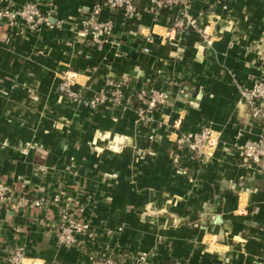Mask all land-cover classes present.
<instances>
[{
    "label": "crops",
    "instance_id": "0c3cea01",
    "mask_svg": "<svg viewBox=\"0 0 264 264\" xmlns=\"http://www.w3.org/2000/svg\"><path fill=\"white\" fill-rule=\"evenodd\" d=\"M228 1L229 10H214L221 21L211 46L196 32L167 36L172 13L155 17L149 0H137L139 15L131 18L118 9L99 14L113 20V34L124 31L118 48H95L83 31L95 0H55L51 25L39 32L0 21V180L31 196L64 193L85 208L97 232L123 225L100 240L126 261L153 249L148 264H264V160L243 165L235 148L262 130L240 101L239 85L262 73L264 0ZM212 2L192 0V12ZM228 17L233 27L220 31ZM66 71L76 74V88L122 81L121 104L95 109L68 100L59 89ZM147 83L170 94L155 112L163 123L151 128L135 122L132 95ZM206 122L219 141L213 156L198 162L174 139ZM213 214L223 222L212 224ZM57 215L53 204L15 211L0 202V264H9L17 245L26 247V264H92L87 251L99 244L60 246Z\"/></svg>",
    "mask_w": 264,
    "mask_h": 264
},
{
    "label": "built area",
    "instance_id": "2783aa9c",
    "mask_svg": "<svg viewBox=\"0 0 264 264\" xmlns=\"http://www.w3.org/2000/svg\"><path fill=\"white\" fill-rule=\"evenodd\" d=\"M228 2V0H213L206 10H201L195 15L192 12V0H149L147 11L153 13L155 17H160L168 11L172 13L167 36L170 37L172 33L179 40L178 37L182 38V35L188 32H196L205 45L211 46L219 37L215 18H219L220 14L214 10L217 5H221L223 11L229 10ZM43 7H46V10H43ZM55 9V0H36L21 6L15 5L12 0H0V21H6L10 26H20L32 32H39L44 26L51 25L50 16ZM103 9L122 10L125 17L131 18L139 15L137 0H95L91 14L83 20V31L89 37L91 45L100 49L107 42H111L118 48L123 43L124 31L117 35L113 34V20H103L99 16ZM206 15L208 17L206 21H203L202 18ZM146 40L153 42L154 35L148 33ZM143 50L148 52L150 48L145 46ZM261 69V75L253 77L250 85H239L240 101L248 105L251 115L259 119L262 126L257 139H247L235 144L243 165H252L264 160V63L261 65ZM75 81L76 74L66 71L62 76L59 88L64 97L72 102L91 108H97L101 102L114 104L122 102L124 95L122 81L107 77L105 79L106 91L94 97L86 96L85 88H76ZM132 95L135 100L141 103L137 110L141 117L152 112L157 105L168 103L170 99V94L166 90L152 85L136 89ZM218 141L211 122H206L198 130L179 132L175 144L190 159L202 162L213 156ZM0 202L7 204L15 211L27 208L42 209L49 204L56 205L58 215L54 224L57 230L58 244L66 248L80 250L85 249L87 243L99 244L98 251L90 249L87 251L92 264H148V258L154 251L153 249L152 251H140L132 261H126L119 250H115L107 243L103 242L104 244H102V240H100L103 236L113 238L123 230V225L104 226L97 232L90 218L85 215V208L74 204L61 192L51 196L45 193L31 196L26 192H15L7 182L0 180ZM26 259L24 245L15 246L6 256V261L9 264H26Z\"/></svg>",
    "mask_w": 264,
    "mask_h": 264
},
{
    "label": "rangeland",
    "instance_id": "374dc122",
    "mask_svg": "<svg viewBox=\"0 0 264 264\" xmlns=\"http://www.w3.org/2000/svg\"><path fill=\"white\" fill-rule=\"evenodd\" d=\"M112 78V77H111ZM106 79V78H105ZM147 85H152V84H148L147 83ZM146 85V86H147ZM152 86H155V85H152ZM143 87H145V85L144 86H141L140 88H143ZM156 87V86H155ZM84 88H85V93L87 92V89H90V90H92V88H91V85H89L88 87H85L84 86ZM140 88H137V89H140ZM157 88V87H156ZM103 91H106L105 90V86H103L102 88H100L98 91H89L90 93H86V95L88 96V97H94V96H97V95H100ZM136 90H134V92H135ZM134 97V96H133ZM137 101V100H136ZM138 102V101H137ZM107 103V102H106ZM110 103V102H109ZM139 103V102H138ZM104 104L105 103H103V102H101L100 104H99V106L97 107V108H95V109H98V108H100V106H104ZM139 106H136L135 107V112H136V117H135V122L136 123H141V124H144V125H146V126H148L149 128H151V126H152V124H162L163 123V121H161L162 119H156V116H155V112H156V110H158V107H160V106H163V105H165V104H160V105H157L154 109H153V111L152 112H148L147 113V115H145L144 117H141V116H139L138 115V113H137V110H138V107H140L141 106V103H139L138 104ZM146 107V105L144 106V108ZM179 119H176L175 120V122H174V124L178 121ZM200 129V128H199ZM179 132H181V131H179ZM178 132V133H179ZM176 137H177V135H176ZM176 137H175V139H176ZM107 139H109V141H112L111 143L112 144H109V148H111V149H115L116 147H117V145L115 144V136H114V141H113V138H112V136H109L108 135V137H107ZM175 139H174V141H175ZM110 227H114V226H110Z\"/></svg>",
    "mask_w": 264,
    "mask_h": 264
},
{
    "label": "water",
    "instance_id": "95a60500",
    "mask_svg": "<svg viewBox=\"0 0 264 264\" xmlns=\"http://www.w3.org/2000/svg\"><path fill=\"white\" fill-rule=\"evenodd\" d=\"M220 21H221V19L220 18H218V17H216L215 18V22L216 23H220ZM233 27V20L231 19V17H228L227 19H226V24H224V25H222V27L220 28V31H228V30H230L231 28ZM172 43H175L176 44V42H174V41H172ZM202 46L203 45H205L204 43H200ZM206 46V45H205ZM191 104L192 105H195V104H197V102H191ZM210 217V220H211V223L213 224V223H222L223 221H222V216H221V214H213V215H210L209 216ZM223 235V232H220L219 233V237H221ZM214 251H216V252H221L220 251V249L219 248H216V249H214Z\"/></svg>",
    "mask_w": 264,
    "mask_h": 264
},
{
    "label": "trees",
    "instance_id": "16d2710c",
    "mask_svg": "<svg viewBox=\"0 0 264 264\" xmlns=\"http://www.w3.org/2000/svg\"><path fill=\"white\" fill-rule=\"evenodd\" d=\"M165 13H167V12H165Z\"/></svg>",
    "mask_w": 264,
    "mask_h": 264
}]
</instances>
